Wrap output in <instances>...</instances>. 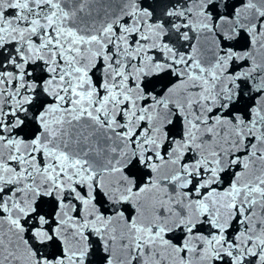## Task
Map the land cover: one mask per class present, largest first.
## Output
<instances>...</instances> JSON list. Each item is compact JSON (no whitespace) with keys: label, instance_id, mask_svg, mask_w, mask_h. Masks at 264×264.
Here are the masks:
<instances>
[{"label":"snow or ice","instance_id":"obj_1","mask_svg":"<svg viewBox=\"0 0 264 264\" xmlns=\"http://www.w3.org/2000/svg\"><path fill=\"white\" fill-rule=\"evenodd\" d=\"M0 264H264V0H0Z\"/></svg>","mask_w":264,"mask_h":264}]
</instances>
